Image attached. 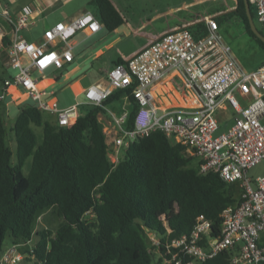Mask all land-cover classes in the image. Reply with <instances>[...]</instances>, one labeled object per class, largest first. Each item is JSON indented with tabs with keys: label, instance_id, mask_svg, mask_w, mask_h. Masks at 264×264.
<instances>
[{
	"label": "trees",
	"instance_id": "trees-1",
	"mask_svg": "<svg viewBox=\"0 0 264 264\" xmlns=\"http://www.w3.org/2000/svg\"><path fill=\"white\" fill-rule=\"evenodd\" d=\"M93 3L109 30L124 22L111 0ZM233 16L264 50V41L251 29L244 0L215 18L220 27ZM190 29L196 36L207 32L205 22ZM135 86L116 89L102 105L80 103L70 125L45 120L35 104L21 106L8 125L0 100V252L9 235V245L24 244L21 250L28 251L36 264H164L155 261L154 250L161 251L164 261L170 258L166 245L190 233L201 214L211 221V235L221 236V214L229 205L240 204L241 188L219 173L202 172L200 158L189 154L186 145L156 130L134 139L117 164L110 159L99 114L128 95L125 128L133 129L138 108ZM35 126L43 128L42 142ZM30 156L32 166L25 174ZM53 206L63 218L59 227L36 229L40 214ZM149 234L158 244H150ZM234 253L226 249L200 264H232Z\"/></svg>",
	"mask_w": 264,
	"mask_h": 264
},
{
	"label": "built area",
	"instance_id": "built-area-1",
	"mask_svg": "<svg viewBox=\"0 0 264 264\" xmlns=\"http://www.w3.org/2000/svg\"><path fill=\"white\" fill-rule=\"evenodd\" d=\"M258 21L264 25V0H249ZM28 8L13 17L7 9L3 14L11 22L13 37L8 44V63L18 72L0 85V100L8 88L22 86L42 111L56 115L60 125H70L78 116V104L59 108L50 104L40 91L34 72L49 68L60 69L74 59L71 40L80 30L92 33L102 23L92 12H86L71 21H59L44 32L42 42L29 41L20 31L28 26ZM207 32L196 36L189 25L177 26L158 35L143 49L115 64L107 72L108 84L96 83L84 92V102L102 105L116 89H126L134 83L133 94L138 102L135 126L126 129L128 110L112 113L113 129H105L111 136L110 159L117 164L124 148L138 136L156 130L165 132L176 142L187 146V151L200 158L202 172H216L228 182L241 188L239 205H229L221 216L220 237L211 235V221L201 214L188 234L166 245L170 258L165 264H200L226 249H233L232 264H264V175L249 176L250 168L264 164V63L247 70L233 55L231 47L219 32V23L213 16L205 20ZM63 43L61 49L54 41ZM29 60L24 65L22 58ZM181 72L189 87L198 92L199 105L160 110L152 101L154 86L167 75ZM249 97L242 106L237 96ZM128 96V95H127ZM224 101L239 113L231 126L218 135L220 128L217 111ZM158 244L156 237L152 238ZM27 244L33 250L32 241ZM24 244H12L0 252V264H21L26 254Z\"/></svg>",
	"mask_w": 264,
	"mask_h": 264
},
{
	"label": "crops",
	"instance_id": "crops-1",
	"mask_svg": "<svg viewBox=\"0 0 264 264\" xmlns=\"http://www.w3.org/2000/svg\"><path fill=\"white\" fill-rule=\"evenodd\" d=\"M111 1L124 17V22L114 30H109L106 27L93 0H0V53L5 52L8 58V44L13 37V27L3 14L4 9H7L13 17L25 12L28 8L31 9L29 13L30 22L28 26L20 31V34L27 40L34 42H42L45 30L57 22H68L81 14L92 12L102 23L100 30L94 33L88 30L78 31L71 41L73 51L77 49L78 52H74V59L64 66L75 63L73 72L81 71L82 78H86L88 83L86 90L96 83L107 85V72L115 65L117 60L120 58L125 59L140 51L163 32L177 26H190L205 22L208 16L215 17L225 12L221 3L218 6L217 4L208 6V0ZM236 5L237 0H235L233 6ZM28 37L35 38V40H30ZM52 44L59 49L63 47L60 40H56ZM39 75L44 74L39 73ZM153 90L155 97L152 103L160 110L199 105L198 92L187 85L184 75L179 71L167 75L154 86ZM177 91H181L178 96H176ZM46 93V97L56 94L55 91ZM237 96L242 106H245L249 97L240 93H237ZM189 102L193 103L189 104ZM128 103L129 97L124 95L119 100L105 106L106 112H101L99 119L104 122L106 130L115 127L112 113H123L128 109ZM31 104H34V101ZM75 104H68L64 108ZM229 111L231 112L228 113ZM238 114L237 110L228 101H224L217 111L220 127L227 129L232 125Z\"/></svg>",
	"mask_w": 264,
	"mask_h": 264
},
{
	"label": "rangeland",
	"instance_id": "rangeland-1",
	"mask_svg": "<svg viewBox=\"0 0 264 264\" xmlns=\"http://www.w3.org/2000/svg\"><path fill=\"white\" fill-rule=\"evenodd\" d=\"M234 2L235 0H208L207 5L209 6L217 4L218 6L221 3L224 9L223 11H231L235 7L233 6ZM256 22L258 26L264 31V25L261 24L258 19L256 20ZM219 32L226 44L231 47L233 55L247 70H253L254 68H257L262 64V62L264 61V50H262L257 45V43L245 32L244 25L237 16H233L228 21L224 22L220 26ZM28 39L35 40V38L29 37ZM74 52L77 53L78 50L74 49ZM2 53L4 52L2 51L0 53V85H2V82L5 79L14 76L18 72L17 68H14L7 63V56ZM22 61L24 65H27L29 63V60L26 56L22 58ZM74 65L75 63H70L66 67L61 69L52 67L46 70L44 72V75H39L40 72L34 73V78L36 77L40 80L37 83L40 91H45L48 93H50L51 91L56 92V94L44 97L45 99L47 98L50 104H52L54 101H57L59 106L61 108H64L68 104H79L84 101V92L85 88L88 86V83L86 78H82L81 71L73 72ZM180 92L181 91H177L176 96H178ZM32 102L33 99L31 98L27 90L17 84L11 85L6 92L5 99L2 102L6 124L10 125L11 122L15 120V117L18 114L19 108L21 106L25 104H31ZM230 112L231 111H229L228 113ZM43 115L45 120L48 121H53L56 118V115L50 111H43ZM35 130L38 135V141L42 142L44 137L43 128L40 126H35ZM225 130L226 129H224V127H220L216 131L215 135H218ZM8 139L12 149H15V140L13 138V135L9 134ZM111 139V136L108 135V142H110ZM188 153L191 154L190 152ZM32 160V156L27 159L23 169L25 174H29L32 166ZM248 174L249 176H252L254 178L260 175H264V164L259 163L250 168ZM62 221L63 218L58 215L56 206H53L40 214V219L37 222L36 229L41 230L50 228L52 230H56ZM153 237L156 236L149 234L150 244H153ZM10 242L11 237L8 235L5 241V247L9 246ZM33 244L34 243L32 242V245ZM22 251L26 254V258L21 262V264H36L35 258L31 256L28 251ZM154 257L156 262L160 261L165 264L161 251L158 248L154 250Z\"/></svg>",
	"mask_w": 264,
	"mask_h": 264
},
{
	"label": "water",
	"instance_id": "water-1",
	"mask_svg": "<svg viewBox=\"0 0 264 264\" xmlns=\"http://www.w3.org/2000/svg\"><path fill=\"white\" fill-rule=\"evenodd\" d=\"M245 2V6H246V12H247V15H248V18H249V23H250V26H251V29L253 30V32L262 40L264 41V33L260 31L255 19H254V16H253V13H252V8H251V4H250V1L249 0H244Z\"/></svg>",
	"mask_w": 264,
	"mask_h": 264
},
{
	"label": "bare ground",
	"instance_id": "bare-ground-1",
	"mask_svg": "<svg viewBox=\"0 0 264 264\" xmlns=\"http://www.w3.org/2000/svg\"><path fill=\"white\" fill-rule=\"evenodd\" d=\"M193 102H189V104H192Z\"/></svg>",
	"mask_w": 264,
	"mask_h": 264
}]
</instances>
